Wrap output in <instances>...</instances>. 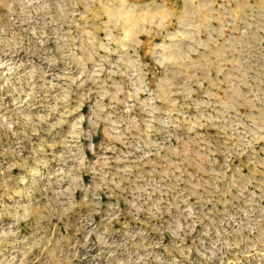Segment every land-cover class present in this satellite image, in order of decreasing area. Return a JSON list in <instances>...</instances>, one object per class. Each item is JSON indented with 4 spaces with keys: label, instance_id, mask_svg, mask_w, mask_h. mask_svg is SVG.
I'll return each mask as SVG.
<instances>
[{
    "label": "rangeland",
    "instance_id": "1",
    "mask_svg": "<svg viewBox=\"0 0 264 264\" xmlns=\"http://www.w3.org/2000/svg\"><path fill=\"white\" fill-rule=\"evenodd\" d=\"M88 10L85 0L0 3V26L10 17L30 19L23 27L36 30L33 63L55 86L49 91L52 100L26 110L31 123L0 127V196H23L27 202L30 195L32 209L42 215L20 224V237L28 243L41 237L45 245L51 241L43 252L27 254L25 264H117L99 250L82 247L77 235L78 218L101 223L89 206L90 193L101 187L93 170L100 156L88 150L85 136L98 152L114 146L117 151L108 156H126L134 181L147 176L158 185L166 169L183 164L186 153L189 164L195 155L201 157L195 167L176 171L180 177L186 169L183 182L168 184L190 197L188 204L201 221L191 233L185 226L182 240L174 238L175 231L162 233L168 264H264V139L245 154L233 147L245 126L264 122V18L246 17L244 0H148L110 8L106 19L115 18L135 40L132 48L116 52L107 29L87 19ZM62 88L68 97L59 113L47 122L39 119L47 112L44 104L64 94ZM5 103L14 107L10 98ZM61 116L62 126L52 129ZM77 158L80 170L73 172ZM123 167L113 163L112 175ZM32 169L41 174L31 177ZM61 191L64 195H58ZM106 191L99 192L101 211L119 208L111 230L135 227L131 195L117 190L111 197ZM65 199L71 207H65L60 223L52 214ZM170 212L180 224L191 223L175 208ZM245 214L251 233L233 223ZM176 220L166 227L175 228ZM69 241L75 247L70 249ZM24 250L21 244L5 255H15L19 264Z\"/></svg>",
    "mask_w": 264,
    "mask_h": 264
},
{
    "label": "clouds",
    "instance_id": "2",
    "mask_svg": "<svg viewBox=\"0 0 264 264\" xmlns=\"http://www.w3.org/2000/svg\"><path fill=\"white\" fill-rule=\"evenodd\" d=\"M2 2L3 0H0V3ZM14 2L15 0H13ZM147 2L148 0H85V3L89 5V10L85 15L87 19L92 20L94 23L99 21L100 28L107 29L109 42L116 46L114 49L116 52L126 51L133 47L135 40L124 33L121 26L115 22V18L106 19L108 17V9L119 7L127 9L132 3L142 6ZM244 3L246 5V17L250 20H255L257 17L264 18V0H244ZM7 10L13 11L12 4L8 5ZM28 15L29 17L31 16L30 13ZM27 23H30V19L17 16L15 18L10 17L8 25L0 26V127L9 129L14 124L24 126L31 123L32 117L30 114H26V110L30 112L32 108L40 106L44 101L53 99L49 96V91L55 86L50 81H44V76L40 74V69L33 63L38 51L33 43V38L36 37V30L35 28H24L23 26ZM35 43L43 44V40L36 38ZM21 53H24V55L21 56ZM39 81L44 82L40 83ZM62 91L64 94L58 95L55 98V103L44 104L47 112L39 119L47 122L52 116L59 113L61 101H66L68 97L67 89L62 88ZM9 98L10 103L14 106L11 109L5 103ZM104 119L110 122V117H105ZM63 122L64 117H58L51 124V128L61 127ZM120 135L123 139V134ZM84 138L87 139L88 150L94 156H100L97 164L93 166V170L100 176L101 187L90 193L91 202L89 206L94 209L93 216L101 218V223L98 225L95 219L82 222L78 218L76 223L80 225V230L77 235L82 236L81 246L99 250L105 253L108 258H115L117 264H168L167 259L164 258V253L167 249L166 247H161L163 244L162 233L168 232L171 235L175 231L176 236L174 238L182 240L183 236L180 233L185 231V226L187 233H191L196 225L201 222L195 210L188 204L190 197H184L183 193L175 187L169 189L168 184L183 182V175L186 169L181 171L180 177L176 176V171H180L183 165L195 167L196 162H199L201 157L195 155L193 163L189 164V157L186 153L183 164L173 166L174 170L171 171L166 169L157 185L155 181L149 183L147 176L142 182L139 179L134 181L131 178L132 172L126 156L107 155L108 152L117 151L114 146L102 148L98 152L92 140L88 139L87 136ZM233 139L236 140L235 135ZM260 139H264V122H254L251 126H245L243 134L239 136L233 147L240 154H245L247 149L258 143ZM146 147L151 148L153 146L147 145ZM100 153H103V155H100ZM209 153L211 154L210 149ZM80 159L77 158L73 172L80 170ZM113 163L117 167L124 166L119 172H116L115 176L112 175ZM125 169L128 170L125 171ZM40 174L36 169L30 171L31 177H37ZM68 175H71V173ZM65 178V175H61L59 183H63ZM23 183L27 185L28 182L23 181ZM105 190H107L105 194H111V197H116L117 190L121 196L125 193L131 195L134 206L129 205V207L132 208L133 218L136 221L135 227H129L120 232L111 230L112 220L117 219L115 213L119 211V208L118 205H114L101 211L104 206L100 203L99 192ZM170 192L171 198H168ZM58 195H64L63 191L58 193ZM166 198H168L167 201ZM85 199H87V196ZM5 200H11L12 203H5ZM180 203L184 204L183 209L179 207ZM66 206L71 207L67 199L61 202L58 210L52 214L53 218L60 223H64L62 216ZM173 208L176 209L177 216L181 217L185 222L191 221V223L180 224L171 215L170 210ZM165 213H168V220H176L175 228L170 230L166 227L168 220L163 219ZM40 215L42 213H36L32 209L30 195L27 202L23 196H20L19 199L15 196H0V264H17L15 255L9 258L5 253L9 249L15 251L21 244L25 245V250L22 253L19 264H25L27 254L32 251L39 249L43 252L46 250L51 243L50 240L48 245H45L43 237L34 238L31 243L20 237V224L27 225L30 219L34 216L39 219ZM141 216L144 217L143 221L140 220ZM45 219L47 220L48 218L45 217ZM247 220L248 216L245 214L243 221H238L234 218L233 223L236 224L237 229L246 227L251 233L252 229L247 225ZM5 221H8V223L5 224ZM236 235H240V232L238 231ZM69 246L70 249L75 247L70 241ZM231 246L225 243V247ZM117 252H122L123 258L117 256Z\"/></svg>",
    "mask_w": 264,
    "mask_h": 264
}]
</instances>
